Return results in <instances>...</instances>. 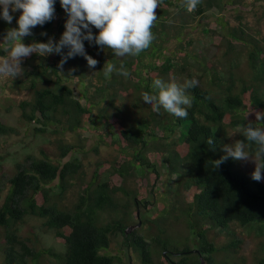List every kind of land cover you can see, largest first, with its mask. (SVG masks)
I'll return each instance as SVG.
<instances>
[{
  "label": "trees",
  "instance_id": "trees-1",
  "mask_svg": "<svg viewBox=\"0 0 264 264\" xmlns=\"http://www.w3.org/2000/svg\"><path fill=\"white\" fill-rule=\"evenodd\" d=\"M258 2L257 23L251 27L239 7H253ZM228 6H236L238 24L231 25L229 21L217 19V34L221 41L212 38L217 52L224 45L226 56L233 52L222 68L214 64L207 66L200 56L188 52L184 57L193 59L192 65L183 64L173 52L167 53L166 44L172 39L178 43L184 40V45L189 48L193 39L187 40L184 31L194 28L190 24L200 23L212 10L222 11ZM170 8L176 13L174 17ZM55 11L59 19L55 17L51 22L33 28V35L24 38L25 44L33 41L46 43L49 38L59 41L66 30L68 16L60 0H56ZM10 14L13 16L11 24L0 19L2 43L9 28H18L17 21L22 12L10 10ZM258 14L264 18V0H200L191 12L185 7L184 0H163L156 9L158 20L152 29L156 39L151 47L139 56H125L130 59L124 63L130 75L127 78L120 75L119 80L114 78L107 82L108 86L103 84L104 80L96 81L91 77V69L84 67L86 60L83 56L67 60L62 69L65 76L59 73L61 69L58 67L62 55L39 56L38 61L36 54L28 57L22 63L24 75L17 79L9 77L11 86L8 89L22 96L18 106L25 109L24 119L28 123L35 119L43 124L36 129L38 134H42L48 133L47 126L55 123L51 120L54 115L59 114L54 128L57 132L69 125L75 130L85 117L92 125L89 131L97 135L105 150L110 149L109 153L116 158L95 162L90 180L80 159L68 162L60 159L70 153L83 152V146L77 148L61 140L60 143L58 140L51 143L58 157L48 156L42 151V158L27 155L23 161L14 162L12 173L1 175L5 182L0 181L6 190L0 188V194L5 192L0 206V235L4 241L0 264H42L45 254L52 257L54 264H117V259L119 263L123 260L113 255L111 247L118 236H122L121 250L126 254V264H139L137 258L142 264H161L160 259L167 264H218L216 256L219 252L230 256L232 262L228 264H246L247 259L237 256L243 241L230 230L233 223L258 234L260 241L251 252V260L252 264H264V179L254 181L251 174L240 169L238 161L231 158L216 170L211 163L225 154L222 151L224 144L236 141L231 138V130L239 132V140L246 142L241 135L242 126L248 122L257 123L256 118L249 120L244 112V95L249 94L253 109L264 112V41L260 39V23L264 20ZM55 19L56 28L53 24ZM204 30V35L209 32V29ZM92 31L94 35L99 34L94 27ZM41 33H47V36ZM84 44L88 55L90 49L102 53L99 46L88 41ZM67 51V48L63 49V54L66 55ZM6 54L4 46H0V56ZM107 55L113 63H119L113 52ZM241 57L246 60L245 66ZM70 71L72 77H68ZM157 78L178 83L192 78L199 81L198 87L189 89L193 102L186 119L177 118L163 109L156 113L143 102L142 92L151 93L152 82ZM116 83L124 89L131 86L137 91V106L133 105L137 109L136 117L132 116L128 105L123 104L121 108L126 114L120 120L117 111L121 110L114 104L115 95L110 93V87ZM97 100L109 107H97ZM12 107L13 103L9 108ZM113 109L119 120H116ZM63 117L66 124L62 122ZM227 118L229 123L225 122ZM136 121L137 128L129 123ZM13 132L0 117V136ZM210 138L215 141L214 147L208 144ZM95 151L97 155L101 152L98 148ZM155 155H162L161 160L151 161ZM6 159L4 155L0 156V169H3L1 160ZM104 171H108V177H102ZM162 172L168 178L175 176L176 185L166 195L171 197L172 203L171 207L162 209L163 214L151 218L148 216L153 211L150 205L158 202L160 194L156 193L154 183L151 191L143 193L142 184L149 187L152 175L158 179ZM114 176L120 183L113 181ZM131 181L139 183V188L134 190L130 187ZM153 195L156 197L154 201ZM181 195L186 196L184 204L179 202ZM136 200L137 210L142 209L147 215L141 220V228L128 232L133 224L131 209ZM30 217L43 220L45 229L55 232V236L66 245L65 254L54 249H41L33 238L22 235L20 225ZM167 218L171 220L170 224L166 223ZM179 221L185 223V231L179 234L184 235L179 238L185 240L183 246H178L167 236L169 227L179 224ZM217 229L227 232L232 238L222 248H217L208 236ZM155 231H158L157 235ZM194 246L198 248L195 254L192 253Z\"/></svg>",
  "mask_w": 264,
  "mask_h": 264
},
{
  "label": "clouds",
  "instance_id": "clouds-1",
  "mask_svg": "<svg viewBox=\"0 0 264 264\" xmlns=\"http://www.w3.org/2000/svg\"><path fill=\"white\" fill-rule=\"evenodd\" d=\"M55 3L56 0H0V8H2V11H0V19L6 23L11 24L13 21L10 10L11 12H22L17 21L18 28H9L3 37V43L0 42V46L3 45L4 51L7 53L6 55L0 56V90L3 89V92L0 94V101L3 104L6 103V105L4 104L5 109L0 110L1 121L7 124L3 117L17 108L20 111L19 121L26 127H31L35 134L37 133L36 129L42 127L43 124L37 123L35 119L28 123L24 119L25 113H23V110L25 109H21L18 103L15 104L8 98H1V95L11 86L9 83L11 78L17 79L24 75L25 69L22 67L23 58L30 57L32 54L41 57L53 53L62 55L63 58L58 67L61 69L59 73L65 76L62 70L63 65L68 59L79 55L83 56L86 60L84 67L86 66L87 70L91 69V77L96 81L100 80L103 82L104 80V85H107V82L114 78L119 80L120 75L127 78L130 73L124 67V63L130 59L125 56H139L143 51L151 47L156 39L152 31L155 27V22L158 20L156 9L163 4V0H60L61 7L67 14L68 19L65 23L66 30L63 32L59 41L57 42L55 38H49L46 43L33 41L31 44L26 45L23 42L24 38L33 35V28L38 25L43 26L51 22L55 17L59 19L58 15L55 14ZM184 3L187 10L191 12L197 7L200 0H184ZM93 27L98 29V35L93 34ZM41 35L47 36V33H41ZM85 41H88L89 44L99 46L102 49V53L90 49L88 55L85 50ZM65 48L68 49L66 55L63 54V49ZM108 49L112 50L116 56L115 58L119 61L118 64L122 63L121 65L113 63L108 57V53L112 54ZM185 60H187V57ZM96 65L97 68H95ZM72 71H75V69ZM72 71L68 73V77H72ZM198 86L199 81L195 78L186 79L183 83H178L175 80L165 81L157 78L152 82L151 93L148 91L142 92V100L145 104L150 105L152 111L156 113H159L163 109L177 118L186 119L189 115L188 108L192 106L193 102V97L190 95L189 89H194ZM128 88L124 89L123 86L117 83L110 87V93L115 95L114 104L121 110L117 111L120 120H123L126 114L125 109L123 110L121 108L123 104L128 105L133 117L137 116V109L133 107L134 103L137 106V91L133 90L131 86ZM97 102V107H109L108 104L100 100H97ZM242 102L244 103V100ZM11 103L14 104V107L9 108ZM82 103L86 104L85 100H82ZM113 112H115L116 116L114 109ZM58 118L59 114L56 117L55 115L53 116L51 120L55 123L50 124H54L53 126H47V132L52 134L63 132V134H67L68 131H71L78 138V142H74L72 145L77 146V148L81 145L83 146V152L70 153L72 154L71 160L78 158L85 165V158L89 157V162L94 160L90 154L95 151V148L101 151L105 149L103 141L97 135H95L94 147L92 149H86L85 141L93 133L89 131L92 125L85 117H83L81 125L75 130H72L69 125L66 127L67 129L57 132L54 128L58 124ZM256 119L257 123L248 122L242 126L241 135L246 138V142L245 140H236L234 143L224 144L222 146V151L225 154L219 160L211 161L214 170L219 169L229 158L235 161H251L255 164V170L252 172L251 178L257 182L264 179V126H258L259 124H264V112H257ZM116 120H119L118 117ZM62 122L66 124L67 120L63 117ZM129 123L137 128V121ZM121 124L125 128L122 121ZM59 126L61 125L59 124ZM9 127L14 130L13 133L17 132L14 127ZM49 128L53 129L49 130ZM83 128H86V130ZM63 142L70 144L68 141ZM208 144L214 147L215 141L210 138ZM95 154L97 155L96 151ZM68 156L63 158L61 156L60 159L62 162L71 161L65 160ZM85 174L87 175L86 169ZM134 207L136 208L137 218V200ZM30 218L39 219L37 217ZM42 227L44 231L52 232L56 241H59L65 246L63 253L65 254V243L55 236L53 230L45 229L44 223ZM136 228L137 225H131L128 232ZM23 236L29 239L32 238L29 235ZM34 243L37 246L39 245L36 242Z\"/></svg>",
  "mask_w": 264,
  "mask_h": 264
},
{
  "label": "rangeland",
  "instance_id": "rangeland-1",
  "mask_svg": "<svg viewBox=\"0 0 264 264\" xmlns=\"http://www.w3.org/2000/svg\"><path fill=\"white\" fill-rule=\"evenodd\" d=\"M260 5V2H258L255 6L250 7L249 5L247 6H241L239 9L244 13L246 16V21L251 27H255L257 22L255 20L257 17V7ZM170 13L171 16H175L176 13L173 11L172 8H170ZM236 6H228L226 10L218 11L217 9L212 10L210 13L207 15V19H204L200 23L197 22H192L190 25L194 28H190L189 30H185L184 33H186L187 40H192L191 46L188 48V46L184 45V40L181 41V43H178L176 39H172L169 43L166 44L167 47V53L170 54L171 52L175 53L181 62L183 64H188L192 65L194 60L190 59L187 57L186 61H182L186 57L184 55L188 52L190 55H197L200 56L205 62L207 66H211L212 64L216 65L219 68H222L226 64V60L228 58H231L233 52H231L229 55L226 54V47L225 45L223 48L220 49L219 52H217V47H215L213 39H218V41H221V37L219 34V26H217L216 21L219 18H222L223 21H229L231 25H236L238 24L235 15H236ZM56 14V13H55ZM238 14V13H237ZM259 17H261V20H264L262 18V14H258ZM56 22L57 19L54 20V26L56 28ZM261 26V31H262V36H261V41H264V23H260ZM206 25V26H205ZM204 29H209V32L205 33L204 35ZM215 31V32H213ZM213 38V39H212ZM27 45V44H26ZM183 48V49H182ZM179 55H182L184 58H180ZM31 56H35V54H32ZM50 57H53L54 54L49 55ZM39 56H36L35 59L37 61L39 60ZM27 58H23L22 63L26 62ZM237 59V58H234ZM242 63L245 66L246 65V60L242 58ZM192 63V64H190ZM5 78V77H1ZM3 92V89L0 90V94ZM1 98H8L11 102H14L15 104L19 103L21 100L22 96L14 94L10 92L9 90L5 91L2 95ZM244 100V108H245V114L249 120H255L257 110L253 109V107L249 103V94L243 96ZM9 103V102H8ZM6 105V103H4ZM4 104L0 101V110H4L5 106ZM146 111H143L145 114ZM19 115L20 111L15 108L13 111H11L9 114H6L3 119L6 121V123L9 126L14 127L17 132L6 135V136H0V156L4 155L7 157L5 161L1 162L3 163V169H0V181L5 182L3 180V176L5 174H11L13 171V164L14 162L17 163L19 161H23L27 155H33L37 158H42V151H45L48 156L52 157H58V154L54 150L53 146L51 145L52 142L55 141H68L69 143H74L78 142V138L75 136V134L71 131H68L67 134H63V132H60L58 134H52V133H42V134H35L33 133V130L31 127H26L24 124H22L19 121ZM168 117H163V119H167ZM226 123H229V118L226 119ZM53 128H49V130H52ZM230 131V130H229ZM230 135L232 140H239V135L240 133L237 131H230ZM73 137V138H72ZM95 143V135L91 134L88 140L85 141L86 149H92L94 147ZM180 146V145H179ZM106 149V148H105ZM105 149H102L101 152H99V155L95 154V151L91 153L90 155L93 157V161H90V158L87 157L85 158V169L87 172V177L88 180L92 178V173L95 171V162L97 163L102 159V161H112L114 158H116L115 155H111L109 153L110 149L107 151ZM161 152V151H160ZM162 155H155V157L151 158V161L158 162L161 160ZM72 159V154H70L65 160H71ZM89 164V167H88ZM238 165L240 169L243 171L247 172L248 174H252L255 170V164L252 163L251 161L249 162H244V161H238ZM106 171V170H105ZM102 172V177L105 175V177H108V171L107 172ZM153 178L150 180V186L146 187L145 184H142V189L144 192L148 191L153 184V187L155 185V191L156 193L158 192L160 194L158 202L154 203V205H150V208H153V211H151L148 216L151 218H155L160 216L161 214L164 213L162 209L165 207H171L170 204L171 202V197L166 196L170 194L171 189L176 185L174 184L175 182V176L169 177L165 172H162L161 178H156L155 175H152ZM157 179V180H155ZM113 181H116L117 183H120L119 179L117 176L113 177ZM139 183H135L134 181L130 182V187H132L134 190L139 188ZM0 188H2L0 184ZM6 191V190H5ZM1 199H0V206L4 200L5 197V192H2L1 194ZM122 197V196H121ZM170 199V201H169ZM180 203L184 204L187 201L186 196L181 195L179 196ZM156 200V197H152V201ZM178 206V204H177ZM176 206V207H177ZM142 208V205H141ZM139 212V216H138ZM132 213V218L131 221L133 222V226L137 225V228H141L143 226V218L147 215L146 212H144L142 209L137 210V218H136V208L133 207L131 209ZM147 216V217H148ZM139 223H141L139 225ZM167 224L171 223V220L167 218L166 220ZM43 221L41 219H35V218H28L24 224L21 225V231L23 235H29L33 238V240L39 244V248L42 249H54L56 252L63 254L65 251V246L60 243L59 241H56L54 238V235L52 232H46L43 230L42 227ZM185 227V223L183 221H179V224H175V226H170L169 230L167 232V236L169 239H172L175 241V244L178 246H183L185 240L179 239L184 235H179ZM247 229V230H246ZM243 229L236 223H233L231 225L230 230L234 233V235H237L239 238L242 239L243 245L242 249L240 252L237 254L238 258H245L247 259L246 264H252L251 260V252L255 248V245L258 241H260V237L257 236L258 234L255 231H252L249 228ZM185 231V230H184ZM155 234H158V231H155ZM184 234V232H183ZM173 235V236H172ZM186 235V234H185ZM175 236V237H174ZM181 236V237H180ZM209 239L210 241H213L216 245L217 248H222L223 246H226L230 243L231 241V236L225 231H221L219 229L211 231L209 234ZM195 239V238H194ZM2 237L0 235V251L1 247L3 246L2 243ZM121 243H122V236H118L114 239V243L112 245V253L113 255H116L117 257L121 258L123 262L119 263L117 259V264H126L128 261L126 260V254L121 250ZM194 245V243L191 244V247ZM198 251L197 246H194L192 248V253H196ZM226 252H219L217 253L216 260L218 264H228L231 263V259L229 258L230 256H226ZM43 263L42 264H54L52 262V258L49 255H44L42 258ZM161 264H167L165 260L160 259ZM137 262L139 264H142L141 261L137 258ZM177 262V261H176Z\"/></svg>",
  "mask_w": 264,
  "mask_h": 264
},
{
  "label": "water",
  "instance_id": "water-1",
  "mask_svg": "<svg viewBox=\"0 0 264 264\" xmlns=\"http://www.w3.org/2000/svg\"><path fill=\"white\" fill-rule=\"evenodd\" d=\"M138 216H139V212H138ZM141 223H139V225H140ZM196 252H198V251H196Z\"/></svg>",
  "mask_w": 264,
  "mask_h": 264
},
{
  "label": "bare ground",
  "instance_id": "bare-ground-1",
  "mask_svg": "<svg viewBox=\"0 0 264 264\" xmlns=\"http://www.w3.org/2000/svg\"><path fill=\"white\" fill-rule=\"evenodd\" d=\"M140 215V214H139Z\"/></svg>",
  "mask_w": 264,
  "mask_h": 264
}]
</instances>
